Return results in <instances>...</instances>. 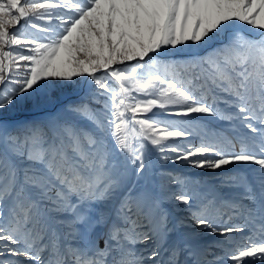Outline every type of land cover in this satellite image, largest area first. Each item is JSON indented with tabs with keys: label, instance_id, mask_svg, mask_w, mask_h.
<instances>
[{
	"label": "snow or ice",
	"instance_id": "6c2138e0",
	"mask_svg": "<svg viewBox=\"0 0 264 264\" xmlns=\"http://www.w3.org/2000/svg\"><path fill=\"white\" fill-rule=\"evenodd\" d=\"M0 264H264V0H0Z\"/></svg>",
	"mask_w": 264,
	"mask_h": 264
},
{
	"label": "rangeland",
	"instance_id": "374dc122",
	"mask_svg": "<svg viewBox=\"0 0 264 264\" xmlns=\"http://www.w3.org/2000/svg\"><path fill=\"white\" fill-rule=\"evenodd\" d=\"M17 27H19V26H17ZM23 115L24 116H30L31 114L30 113H24ZM173 167L177 168L180 171H184V172H198L199 171V170H195V169H190V168L183 167L182 165H175ZM215 175L216 174L215 173H212V172H206V173H204V176L205 177H208V178H212ZM203 239L205 241H212V240H215V239H219V237L206 236Z\"/></svg>",
	"mask_w": 264,
	"mask_h": 264
}]
</instances>
